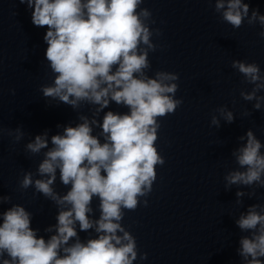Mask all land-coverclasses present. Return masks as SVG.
Instances as JSON below:
<instances>
[{
  "label": "clouds",
  "instance_id": "1",
  "mask_svg": "<svg viewBox=\"0 0 264 264\" xmlns=\"http://www.w3.org/2000/svg\"><path fill=\"white\" fill-rule=\"evenodd\" d=\"M19 2L32 9L34 26L47 28L45 57L53 82L41 86L43 96L73 108L88 102L99 105L97 111H101L114 102L128 111L105 113L98 125L103 142L93 135L89 120L81 117L82 123L67 126L63 134L51 137V148L46 132L26 145L32 154L48 149L37 169L38 176L46 178L33 180L32 173H25L20 188L34 187L57 204L56 234L47 240L38 236V230L31 227V214L23 206L10 207L0 214V264H133L137 259L136 240L121 221L124 210H136L140 198L152 191L156 166L165 162L155 146L161 127L158 121L182 104L174 98L179 76L166 71H157L154 77L147 74L151 67L149 52L157 45L152 42L154 32L147 23L151 12L141 8L144 0ZM215 10L234 29H239L246 18L249 24L258 21L264 27V15L254 10L249 17V4L243 0H215ZM155 34H160L158 29ZM260 36L264 38V31ZM232 67L254 85L251 92H242L241 96L247 101L257 100L254 107L259 110L264 101V96H257L264 90L260 67L241 61H233ZM216 111L226 122H233L232 112L225 108ZM211 123L219 126L217 116ZM21 136L17 135V141ZM262 148L264 144L249 130L246 143L233 152L239 168L224 177L226 188H264ZM57 171L61 183L70 185L63 196L52 187ZM236 195L244 193L238 191ZM93 197L99 200L98 220L89 218ZM8 199L0 197V203ZM147 203L144 200L145 206ZM77 224L84 232L95 228L97 237L86 242L75 239L69 245L78 236ZM236 224L242 231L251 232L250 237L241 238L239 255L246 264H264V206H250ZM139 258L147 259V253Z\"/></svg>",
  "mask_w": 264,
  "mask_h": 264
}]
</instances>
